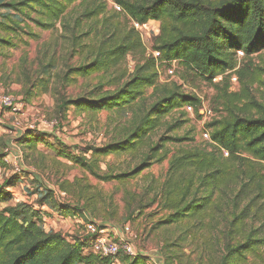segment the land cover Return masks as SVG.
Returning a JSON list of instances; mask_svg holds the SVG:
<instances>
[{"label": "rangeland", "instance_id": "obj_1", "mask_svg": "<svg viewBox=\"0 0 264 264\" xmlns=\"http://www.w3.org/2000/svg\"><path fill=\"white\" fill-rule=\"evenodd\" d=\"M10 1L19 0H3ZM116 6H119L116 0H75L48 28H40L27 16L0 7V14L25 20L36 34L35 37L11 34L15 45L0 47V95L11 96L17 107L14 111H0V153L6 147L11 150L6 167L0 166V184L17 174L15 168H19L18 175L28 192L36 188L43 191L44 184L54 190L51 200L58 205L78 203L80 207L85 203L82 212L86 217L109 226L115 238L119 235L127 238L137 254L147 259V264H221L222 257L228 256V245L236 246L248 238L263 242L258 241L253 252L243 251L244 258L229 255L225 264H264V228L260 225L264 220V204L261 198L249 202L252 194L248 197L243 192L237 193L238 178L229 181L231 189L219 191L199 186L194 192L198 182L193 176L187 198L194 195L207 205L205 214L198 219L166 222L168 210L161 207L169 161L174 155L199 151L213 154L222 162L228 160V155L221 154L211 142V128L207 127L227 116L225 92L240 100L235 102V110L241 116L264 113V49L248 55L238 51L235 55L238 73H226L209 81L182 63L150 60L155 39L161 34L160 21H148L136 28L131 18ZM36 8L29 6L24 10L30 17L46 20ZM91 11L98 13L80 17ZM0 36L5 33L0 31ZM127 36L137 44L140 41V45L121 56L116 65L89 74L70 73V68L91 62L101 44L118 43ZM146 64H149L147 71L153 70L156 75L155 85L144 86L133 99H122L119 105L99 110H82L71 103L64 105L69 100L99 99L113 94L131 80L136 67ZM168 92L196 96L200 105L188 111L186 106L161 104ZM154 104L157 111L144 119ZM136 126L141 131L132 137ZM19 132L30 134L26 140L16 139ZM204 132L208 138L203 137ZM176 138L183 139L176 141ZM123 140L134 142L130 151L119 150L93 158L86 151L88 146ZM69 153L93 160L100 174H128L142 164L144 167L121 180H100L66 158ZM247 157L238 155L236 163L242 164V158ZM244 165L256 175L264 174V163L253 161L251 167L244 161ZM63 181L77 182L83 198L79 201L76 194L61 191L59 184ZM12 192L18 199L37 200L36 194L25 195L19 187ZM43 202V208L50 210V198ZM68 219L71 217L53 214L42 226L46 231L65 236L85 233L84 218L76 216L72 220L78 222L71 224ZM75 226L77 232L70 233ZM125 226L129 234L125 233ZM121 258L115 256L114 264L121 263Z\"/></svg>", "mask_w": 264, "mask_h": 264}, {"label": "trees", "instance_id": "obj_2", "mask_svg": "<svg viewBox=\"0 0 264 264\" xmlns=\"http://www.w3.org/2000/svg\"><path fill=\"white\" fill-rule=\"evenodd\" d=\"M74 1L3 2L0 0V7L11 9L21 16H27L28 20L40 28H48ZM116 1L131 20L140 25L148 21H160L161 34L155 39L153 48L159 52L160 56L154 58L150 53V60L154 62L158 59L167 64L172 61L182 63L193 73L209 81L224 76L226 73H238V70H235V55L238 51L248 55L264 49V0ZM29 6L37 7L35 11L46 20L28 16L24 9ZM97 13L98 11H91L81 14L80 17L93 16ZM0 31L5 33V36H0V47L15 45L11 34L24 33L36 36L28 22L17 21L11 15L4 14H0ZM138 39L136 37V40ZM139 42L137 44L131 36H127L118 43L105 46L101 44L98 48V55L91 62L70 68L69 71L70 73L89 74L104 67L114 66L120 61L121 56H126L130 51L137 49ZM99 56L102 57L98 58ZM148 65L136 67L131 80L113 94L99 99L69 100L65 101L64 105L71 103L82 110H99L119 105L122 99H133L141 93L144 86L155 85L156 75L153 70L147 71ZM150 67L152 68L151 64ZM227 88L228 86H226V91ZM225 94L227 116L213 121L207 127L211 128V142L218 147L221 154V149L227 151L228 160L222 162L213 154L199 151L174 155L169 161L168 176L162 190L161 207L168 210L165 216L166 222L185 218L198 219L205 214L206 202H200L194 195L187 198L193 184V176L198 182L194 192L199 186L219 191L231 189L228 185L229 181L233 182L234 178H238L240 184L237 193L243 192L244 196L248 197L252 194L249 202L261 198L264 204V174L256 175L252 172V168L243 166L244 161L251 167L253 161L264 163V113L256 117L241 116L235 110V102L240 100L231 93L225 92ZM160 101L161 104L168 103L170 107L190 105L196 108L200 105V100L196 96L179 92H168ZM157 104H154L151 110L144 115V119L147 120L149 114L157 111ZM134 131L131 136L137 137L141 129L136 126ZM29 134V132H20L16 139L26 140ZM34 139L39 140V138ZM182 139L176 138L175 140ZM133 144L134 142L123 140L101 146H88L86 151H89L93 158L116 153L119 150L130 151ZM240 154L253 160L247 157L240 160L242 164L236 163L235 159ZM65 157L79 164L85 171L100 180H121L134 175L144 167L142 164L128 174H100L93 160L91 161L84 155L69 153L65 154ZM0 166L6 167L2 153H0ZM19 173L7 177L0 184V203L6 202L0 206V264H114L113 258L118 255L122 256L119 264H147V259L138 254L129 257L121 251L115 256H102L95 253L92 250L89 235L65 236L57 231H46L42 224L53 214L62 218L79 216L85 219L86 216L82 212L86 209L85 203L79 205L80 207L78 203L58 205L51 200L54 190L44 184V192L39 191L38 188L28 192L22 185ZM240 175L244 177L241 178ZM76 184L78 185L77 182L70 184L68 181H63L59 184V188L65 193L76 194L80 201L83 193H80L81 186H76ZM15 187L21 188L25 195L36 194L37 200L15 198L12 192ZM45 198H50L49 211L43 208ZM260 225L264 228V220ZM261 240L248 238L244 243L236 246L228 245V256L235 254L244 258L242 252H253L258 241L263 242ZM228 256L222 257L221 264L226 263Z\"/></svg>", "mask_w": 264, "mask_h": 264}, {"label": "built area", "instance_id": "obj_3", "mask_svg": "<svg viewBox=\"0 0 264 264\" xmlns=\"http://www.w3.org/2000/svg\"><path fill=\"white\" fill-rule=\"evenodd\" d=\"M117 9H120L119 6H116ZM133 25L136 28H139L140 24L133 21ZM152 56L154 58H158L160 56L159 52L156 50H153L151 52ZM175 61H172L170 64H173ZM169 73H172V69L168 70ZM235 79V78H234ZM16 105L13 102V99L11 96L8 95H0V111L2 109H9V110H16ZM188 111L192 110V106L187 105L185 107ZM203 137L208 138V133L204 132ZM222 154L228 155L227 151L221 149ZM11 150L10 148L6 147L3 150V161L6 163L7 157L9 156ZM19 168H15V172H19ZM81 223V221H80ZM84 225V234L90 236V243L93 252L98 253L102 256H115L118 254L119 251H121L123 254L133 257L137 255L136 250L131 245V243L128 241L127 238H125L122 235H119L118 238H115L114 235H112V231L109 226L103 225L101 222L95 221L91 218L86 217L85 221L83 223ZM125 233L129 231V228L127 226L124 227ZM116 233V232H115ZM129 234V232L127 233ZM117 239V241H113L111 238Z\"/></svg>", "mask_w": 264, "mask_h": 264}, {"label": "crops", "instance_id": "obj_4", "mask_svg": "<svg viewBox=\"0 0 264 264\" xmlns=\"http://www.w3.org/2000/svg\"><path fill=\"white\" fill-rule=\"evenodd\" d=\"M18 134H20V132L19 133H17V136H19ZM49 211V210H48ZM92 219V218H91ZM93 220H95V219H93ZM95 221H98V222H101V221H99V220H95ZM76 223V222H78V220H76V219H74V220H72V218L71 219H68V224H71V223ZM71 226V225H70ZM77 228H78V226H75V227H72L71 228V230L69 231L70 233H76L77 232ZM74 230V231H73ZM82 235V234H81ZM80 235V236H81Z\"/></svg>", "mask_w": 264, "mask_h": 264}]
</instances>
